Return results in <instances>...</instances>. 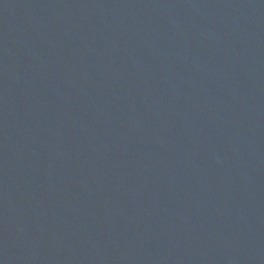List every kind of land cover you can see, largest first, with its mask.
Segmentation results:
<instances>
[{
  "label": "water",
  "instance_id": "1",
  "mask_svg": "<svg viewBox=\"0 0 264 264\" xmlns=\"http://www.w3.org/2000/svg\"><path fill=\"white\" fill-rule=\"evenodd\" d=\"M0 264H264V0H0Z\"/></svg>",
  "mask_w": 264,
  "mask_h": 264
}]
</instances>
